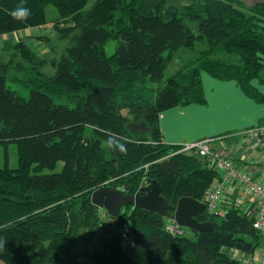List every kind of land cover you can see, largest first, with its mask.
I'll use <instances>...</instances> for the list:
<instances>
[{"label": "trees", "instance_id": "trees-1", "mask_svg": "<svg viewBox=\"0 0 264 264\" xmlns=\"http://www.w3.org/2000/svg\"><path fill=\"white\" fill-rule=\"evenodd\" d=\"M88 2L23 0L31 15L21 22L10 15L21 0H0V34L48 22L49 3L72 22L59 58L47 60L20 39L13 50L21 60L0 70V147L14 142L18 154L15 167L0 158V239L6 241L0 264H83L75 251L79 228L95 226L91 194L106 181L135 193L145 177L156 179L170 214L183 196L203 200L217 169L178 152L180 144L165 142L160 126L162 111L206 103L203 71L235 80L264 102L252 83H264V0ZM111 39L115 48L108 53ZM196 42L205 44L197 57L164 78L178 50ZM47 64L52 74L43 70ZM10 80L29 88V96ZM141 119L150 135L133 137L129 126ZM60 161V171H42ZM199 218L212 228L185 227L188 234L181 235L167 230L162 213L128 204L118 219L130 223L131 239L113 235L96 264H239L235 249L250 254L264 243L254 216L237 205Z\"/></svg>", "mask_w": 264, "mask_h": 264}, {"label": "crops", "instance_id": "crops-1", "mask_svg": "<svg viewBox=\"0 0 264 264\" xmlns=\"http://www.w3.org/2000/svg\"><path fill=\"white\" fill-rule=\"evenodd\" d=\"M178 6L190 0H166ZM253 5L262 0H241ZM88 6L92 0H89ZM202 85L206 103H190L166 109L160 114L162 138L167 143L180 144L206 136L219 137L215 146L230 154L242 169L264 179V151L256 145L240 141L238 132L243 128L260 124L264 131V102L248 95L235 80H224L203 71ZM253 85L264 95V83L257 79ZM203 201V200H202ZM237 205L249 214L256 208L255 200L234 184H228L223 207Z\"/></svg>", "mask_w": 264, "mask_h": 264}, {"label": "rangeland", "instance_id": "rangeland-1", "mask_svg": "<svg viewBox=\"0 0 264 264\" xmlns=\"http://www.w3.org/2000/svg\"><path fill=\"white\" fill-rule=\"evenodd\" d=\"M93 2L94 0H92V3ZM46 12L48 22L44 24L0 34V70H5L7 65H10L12 61L16 62L21 60L19 56L14 55L13 50V45L20 39H24L30 48H32L39 56L47 60H50L53 57L59 58L63 50L69 45L70 36L72 34V31L69 28L71 27L72 22L70 19H60L58 10L51 3L46 6ZM190 24L193 26L191 22ZM194 31L197 32L195 27ZM115 43L116 41L114 39L108 41L106 44V50L108 53L114 51ZM204 47V43L196 42L193 47H182L179 49L175 57L166 67L164 78L171 76L186 63L195 59L199 54V51ZM219 56L239 62V58L236 54L220 52ZM42 68L47 74H52L55 70L50 64L44 65ZM8 83L12 88L19 90V92L25 97L29 96V88L24 87L21 83L13 80L8 81ZM127 111L128 109L126 108L124 112ZM129 127L133 137L150 135V127L144 119L131 123ZM4 150L7 151L6 157H3ZM0 153L1 164L6 161L10 166H17L18 154L16 143H9L6 147L1 146ZM62 164L63 163L60 161L55 169L43 168L42 171H60L62 169ZM103 185H108V181L104 182ZM97 215L98 219L94 227L81 226L79 228L75 251L77 253V258L82 261L83 264H96L98 257L104 252V245L111 240L113 235L119 233L122 225L119 224L118 219L121 214L118 217H113L106 209L98 207ZM122 223H124V221Z\"/></svg>", "mask_w": 264, "mask_h": 264}, {"label": "built area", "instance_id": "built-area-1", "mask_svg": "<svg viewBox=\"0 0 264 264\" xmlns=\"http://www.w3.org/2000/svg\"><path fill=\"white\" fill-rule=\"evenodd\" d=\"M240 141L260 147L264 151V131L260 124L249 125L238 132ZM220 139L216 136H206L180 143L178 152L196 154L213 164L219 173V178L205 191L203 201L206 208L213 214H224L223 199L228 184H234L243 193L251 196L256 202L253 214V226L264 232V179H258L252 172L240 168L232 156L215 146ZM166 228L172 233L188 234L187 228L183 227L175 219L168 217ZM119 234L123 241H128L132 236L130 223H122ZM233 256L239 264H264V243L250 254L239 250L233 251Z\"/></svg>", "mask_w": 264, "mask_h": 264}, {"label": "water", "instance_id": "water-1", "mask_svg": "<svg viewBox=\"0 0 264 264\" xmlns=\"http://www.w3.org/2000/svg\"><path fill=\"white\" fill-rule=\"evenodd\" d=\"M91 200L98 207L106 209L113 217H118L122 209L131 204L149 211L160 212L194 232L212 228L211 221L199 218L207 210L206 203L202 200L183 196L178 200L175 212L168 213L163 202L161 185L156 179L148 176L143 179L135 193H128L120 186L103 185L92 192Z\"/></svg>", "mask_w": 264, "mask_h": 264}, {"label": "clouds", "instance_id": "clouds-1", "mask_svg": "<svg viewBox=\"0 0 264 264\" xmlns=\"http://www.w3.org/2000/svg\"><path fill=\"white\" fill-rule=\"evenodd\" d=\"M10 15L14 20L17 21H26L29 16L31 15V10L29 8H26L23 6V0H21V3L17 6L15 10H13ZM6 241L3 239H0V249L4 248Z\"/></svg>", "mask_w": 264, "mask_h": 264}]
</instances>
